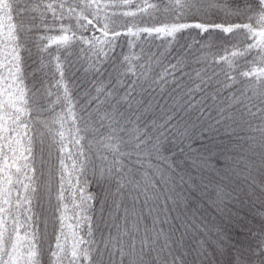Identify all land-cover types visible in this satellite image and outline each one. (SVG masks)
Wrapping results in <instances>:
<instances>
[{
    "label": "snow or ice",
    "instance_id": "snow-or-ice-1",
    "mask_svg": "<svg viewBox=\"0 0 264 264\" xmlns=\"http://www.w3.org/2000/svg\"><path fill=\"white\" fill-rule=\"evenodd\" d=\"M0 264H264V0H0Z\"/></svg>",
    "mask_w": 264,
    "mask_h": 264
},
{
    "label": "trees",
    "instance_id": "trees-1",
    "mask_svg": "<svg viewBox=\"0 0 264 264\" xmlns=\"http://www.w3.org/2000/svg\"><path fill=\"white\" fill-rule=\"evenodd\" d=\"M45 70H47V69H45ZM53 70H54V69H53ZM53 83H55V82H53ZM52 90L55 91V88H53ZM52 98L55 99V97H52Z\"/></svg>",
    "mask_w": 264,
    "mask_h": 264
}]
</instances>
